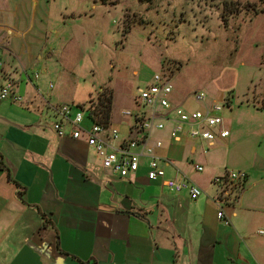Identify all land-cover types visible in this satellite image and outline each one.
I'll return each instance as SVG.
<instances>
[{
	"label": "crops",
	"instance_id": "1",
	"mask_svg": "<svg viewBox=\"0 0 264 264\" xmlns=\"http://www.w3.org/2000/svg\"><path fill=\"white\" fill-rule=\"evenodd\" d=\"M29 31L18 7L0 6V87L18 71L19 92L23 96L24 80L27 90L22 103L0 100V264H264V238L254 237L261 232L257 226H264V167L243 153L227 160L223 148L232 147L231 115L222 112L230 135L214 146L193 138L174 142L171 126V144L162 140L168 176L199 184L205 194L198 199L150 180L145 168L122 178L102 165L86 137H62L53 129L62 104L57 97H36L42 90L22 62L32 51ZM123 111L116 118L113 109L111 126L127 136L131 119ZM197 154L204 155L202 162L195 163ZM227 164L248 178L219 218L212 180L232 170ZM218 168L223 171L216 173ZM197 173H205L208 183L199 182Z\"/></svg>",
	"mask_w": 264,
	"mask_h": 264
},
{
	"label": "rangeland",
	"instance_id": "2",
	"mask_svg": "<svg viewBox=\"0 0 264 264\" xmlns=\"http://www.w3.org/2000/svg\"><path fill=\"white\" fill-rule=\"evenodd\" d=\"M0 6L18 7L30 26L32 51L21 60L42 90L36 97L72 105L86 116L85 127L92 124L90 101L103 87L113 89L119 118L122 110L137 108V88L160 72L172 78L171 100L190 110L203 108L194 99L197 90L220 102L234 90L232 108L223 111L235 124L224 153L233 161L243 153L264 167V108L256 107L264 101V0H0ZM13 75L19 78L18 71ZM22 85L24 96L25 80ZM47 116L52 123L51 112ZM170 126L163 136L154 129L151 145L159 138L171 144ZM194 159L202 162L204 155ZM204 174H196L202 184L208 183ZM257 229L255 239L264 238V226Z\"/></svg>",
	"mask_w": 264,
	"mask_h": 264
},
{
	"label": "built area",
	"instance_id": "3",
	"mask_svg": "<svg viewBox=\"0 0 264 264\" xmlns=\"http://www.w3.org/2000/svg\"><path fill=\"white\" fill-rule=\"evenodd\" d=\"M2 67L3 62L0 60V71ZM39 76L38 73L35 74L36 78ZM49 85L50 88L54 87L52 82ZM174 91L171 76L160 72H156L152 80L144 86L138 87L135 93L137 108L123 111V116L131 119L127 136H123L118 128L103 126L91 118L92 124L85 127L84 113L74 111L73 106L68 104H62L57 109L59 119L53 123V129L62 137L68 134L76 139L86 137L87 143L96 150L102 165L122 178L145 168L150 180H160L170 190L177 193L187 192L191 199L196 200L205 191L187 176L181 179L168 176L166 164L170 161L159 152L163 141L158 139L155 144L150 143L153 130H162L169 122L170 135L174 142L193 138L206 141L208 146H214L219 139L230 135V130L224 127L225 118L222 112L230 107L231 97L226 96L221 102H210L206 91L197 90L194 99L203 108L190 110L171 100ZM0 100L24 102L16 78L5 79L0 87ZM195 168L199 172L205 169L202 164H195ZM247 178L248 174L244 170H226L213 178L212 183L218 188V194L213 197V201L218 207L219 218H225L224 206L235 200L236 191L242 189Z\"/></svg>",
	"mask_w": 264,
	"mask_h": 264
},
{
	"label": "trees",
	"instance_id": "4",
	"mask_svg": "<svg viewBox=\"0 0 264 264\" xmlns=\"http://www.w3.org/2000/svg\"><path fill=\"white\" fill-rule=\"evenodd\" d=\"M104 3H110V0H102ZM146 3H153L155 0H141ZM230 94L228 97H231L233 91L229 92ZM114 91L113 89H109L108 87H103L102 91L98 95V100L96 102L90 101L89 106V118L93 121L103 125V126H110L112 121V111L114 105ZM264 108V107H263ZM19 185V184H17ZM40 210V209H39ZM41 212V211H40ZM42 213L44 219H46V215Z\"/></svg>",
	"mask_w": 264,
	"mask_h": 264
}]
</instances>
